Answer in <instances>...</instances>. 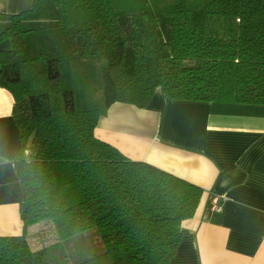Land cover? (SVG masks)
I'll return each instance as SVG.
<instances>
[{
	"label": "trees",
	"instance_id": "16d2710c",
	"mask_svg": "<svg viewBox=\"0 0 264 264\" xmlns=\"http://www.w3.org/2000/svg\"><path fill=\"white\" fill-rule=\"evenodd\" d=\"M0 87L13 96L21 235L0 236V264H50L25 235L60 240L95 228L102 243L66 264H168L202 189L94 136L122 102L264 105V0H34L0 13ZM27 149V155L20 154ZM58 245V244H57Z\"/></svg>",
	"mask_w": 264,
	"mask_h": 264
},
{
	"label": "crops",
	"instance_id": "0c3cea01",
	"mask_svg": "<svg viewBox=\"0 0 264 264\" xmlns=\"http://www.w3.org/2000/svg\"><path fill=\"white\" fill-rule=\"evenodd\" d=\"M33 2L0 0V13H19ZM9 47V41L0 44ZM13 103L10 91L0 87V236L24 230ZM93 133L126 157L202 189L168 264H264V105L173 100L156 88L145 108L110 105ZM212 194L222 196L220 211L210 208ZM25 235L33 249L60 244L48 221L29 226Z\"/></svg>",
	"mask_w": 264,
	"mask_h": 264
},
{
	"label": "rangeland",
	"instance_id": "374dc122",
	"mask_svg": "<svg viewBox=\"0 0 264 264\" xmlns=\"http://www.w3.org/2000/svg\"><path fill=\"white\" fill-rule=\"evenodd\" d=\"M59 243L58 245H54L53 249H49L46 252V259L50 261V264L68 263V254L80 247L88 246L95 252L100 251L102 247L101 239L96 233L95 228L85 231L82 235H76L71 240H60Z\"/></svg>",
	"mask_w": 264,
	"mask_h": 264
},
{
	"label": "built area",
	"instance_id": "2783aa9c",
	"mask_svg": "<svg viewBox=\"0 0 264 264\" xmlns=\"http://www.w3.org/2000/svg\"><path fill=\"white\" fill-rule=\"evenodd\" d=\"M25 155H27V149L25 150ZM221 200L222 196L218 194H212L210 195V208L214 211H220L221 210Z\"/></svg>",
	"mask_w": 264,
	"mask_h": 264
},
{
	"label": "snow or ice",
	"instance_id": "6c2138e0",
	"mask_svg": "<svg viewBox=\"0 0 264 264\" xmlns=\"http://www.w3.org/2000/svg\"><path fill=\"white\" fill-rule=\"evenodd\" d=\"M3 114V112H2V110H0V115H2Z\"/></svg>",
	"mask_w": 264,
	"mask_h": 264
}]
</instances>
